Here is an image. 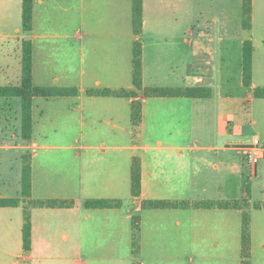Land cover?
Here are the masks:
<instances>
[{"label":"crops","instance_id":"1","mask_svg":"<svg viewBox=\"0 0 264 264\" xmlns=\"http://www.w3.org/2000/svg\"><path fill=\"white\" fill-rule=\"evenodd\" d=\"M24 33L22 42L33 44L35 86L76 91L73 96L36 97L32 111H38L39 120L47 114L57 119L63 101L74 104L68 107L74 113L69 126L73 142L80 145L63 148L75 152L72 180L50 186L49 170L33 165L30 197L0 207V264H55L65 254L74 256V264H242L243 210L194 204L237 201L239 196L251 205L264 204L253 201L250 185L242 192L241 182L235 183V192H227L245 147L258 140L264 151V98L255 96L264 88V0L252 2L250 29L243 27V0H143L141 33L134 31L133 0H34L33 28ZM245 41L253 45L249 87L243 82ZM68 43L73 67L62 70L58 52ZM135 43L142 47L141 89L133 83ZM1 60L0 86L19 84L21 53L14 61ZM154 88L193 94L146 97L145 90ZM101 89L134 91L135 97L89 95ZM6 101L8 110L17 112L18 103ZM134 101L141 102L143 115L136 131L131 123ZM39 120L31 142L21 147L34 150L32 160L38 150L55 149L35 143L36 131L48 137ZM109 150L117 156H107ZM135 158L142 173L138 198L131 193ZM36 174L44 191L40 194ZM48 200L69 205H35ZM89 200L119 205L89 208ZM155 201L187 206H143ZM20 212L30 216L29 251L23 245ZM251 216L250 261L264 264V207L254 208ZM135 218L140 228L137 257Z\"/></svg>","mask_w":264,"mask_h":264},{"label":"rangeland","instance_id":"2","mask_svg":"<svg viewBox=\"0 0 264 264\" xmlns=\"http://www.w3.org/2000/svg\"><path fill=\"white\" fill-rule=\"evenodd\" d=\"M21 30V35H18L16 30ZM242 34L243 31H242ZM23 35L25 33L22 30V0H0V61L4 60H16L20 56L21 42L23 40ZM20 40L18 41V38ZM61 51L58 52V62L62 70H67L73 67V48L71 44H65V46L60 47ZM70 76V74H69ZM72 77V75L70 76ZM70 85H72V78L68 80ZM17 84V82H13ZM5 100H14L18 103L17 112L9 111L8 103ZM5 102V103H4ZM65 102V103H64ZM73 102V101H70ZM12 104V103H10ZM63 105L59 109L57 119H52L51 114H47L44 120H39L40 114L38 111H32L35 118L33 120V131L36 121L44 123L46 134L48 137H39L37 131L35 132L34 141L36 144L46 147H52L55 149L49 150H38L39 156L36 160H32V154L34 150L27 151L21 147L26 146L29 142H26L22 139L21 136V108H20V99L19 98H0V119H10L8 123L4 121L0 122V199H13L15 202H19L22 197L28 193L29 183L23 181L24 172L29 174L30 172V193H32L33 186V165L34 168L41 170L43 167L49 170V175L47 176L46 183L50 186H53L57 181L61 179H71L73 178V155L74 151H69L63 149L68 146L77 147L78 143L73 142L72 137V126L69 124L73 123V114L69 113L68 107L74 105L63 101ZM69 106H66V105ZM12 108L17 107V105L12 104ZM5 109V110H3ZM36 119V120H35ZM57 123V124H55ZM57 125V126H55ZM55 129L59 132L55 133ZM69 132V134H67ZM34 132H32L33 135ZM246 140L252 142V137H247ZM108 145H122L121 143H110ZM113 154L117 156L118 153L109 150L107 156ZM240 159V160H239ZM239 166L241 168H239ZM237 167L236 173L231 176V185L228 188V193H233L235 183H240L242 185V192H248L249 188L253 189V201L262 202L264 200V160H260L257 166V177L252 176L251 167L247 161V158L237 157ZM29 170V171H28ZM232 172V171H231ZM40 173V171H38ZM59 173L60 175H56ZM40 175H35V187L36 193L40 194L44 192L40 185L41 180H39ZM235 181V182H234ZM250 185V187H249ZM49 193V191H45ZM65 195H72V192L64 190ZM230 195V194H229ZM251 197V192H250ZM242 203L243 213L245 212L249 216V221H251V230H252V212L254 205L245 200H242V196L238 197ZM249 201V199H248ZM234 200H227L226 203H232ZM261 204V203H259ZM19 212V211H18ZM22 218H25V212H20ZM258 220V218H256ZM260 221V220H259ZM262 224V223H261ZM242 227H243V214H242ZM3 230V227H0ZM251 233V231H250ZM55 257H64L65 260L61 262H56L55 264H74V256L71 254H65L64 256H55ZM42 262V261H40ZM136 263V262H135ZM44 264V263H43ZM52 264V262H50Z\"/></svg>","mask_w":264,"mask_h":264},{"label":"trees","instance_id":"3","mask_svg":"<svg viewBox=\"0 0 264 264\" xmlns=\"http://www.w3.org/2000/svg\"><path fill=\"white\" fill-rule=\"evenodd\" d=\"M252 2L253 0H243V27L250 29L252 23ZM33 8L34 0H22V29L24 32H29L33 28ZM133 25L135 33H141L143 25V0H133ZM252 58L253 45L250 41H245L243 44V82L246 86H251L252 83ZM133 83L135 88L141 89L143 87L142 81V47L141 44L135 43L133 50ZM75 90L61 89V88H41L34 84L33 80V44L29 40H24L21 47V80L17 85L0 86V98H19L21 106V136L26 142H31L33 132V100L36 97L50 98L73 96ZM193 92L190 90L178 89H146V97H190ZM91 96H114V97H135L134 91L127 90H109L101 89L89 92ZM256 97L264 98V88L255 91ZM142 104L139 101H134L131 104V123L136 131L142 124ZM24 172L23 181L29 183L28 193L24 198L30 197V172ZM29 171V170H28ZM141 162L140 159L135 158L131 166V193L133 197H139L141 194ZM18 201L13 199H0V207L16 206ZM39 207H67L69 204L62 201H40L35 203ZM89 208H105L111 206H118L119 202L103 201V200H89L86 202ZM219 206L225 209H242L241 201H234L232 203H200L194 204L195 207H213ZM145 208L152 209H171L186 207L187 204L177 202H144ZM264 204L256 203L255 209H262ZM25 224L23 227V245L25 251L31 248V222L28 213H25ZM133 252L137 257L138 246L140 241L139 219L133 220ZM251 221L249 216L243 213V227H242V264H251ZM134 264H139L138 262Z\"/></svg>","mask_w":264,"mask_h":264},{"label":"built area","instance_id":"4","mask_svg":"<svg viewBox=\"0 0 264 264\" xmlns=\"http://www.w3.org/2000/svg\"><path fill=\"white\" fill-rule=\"evenodd\" d=\"M245 157L252 169L251 174L252 176L257 175V165L261 159L264 157V151L261 148L258 140H254L251 144L245 147Z\"/></svg>","mask_w":264,"mask_h":264}]
</instances>
